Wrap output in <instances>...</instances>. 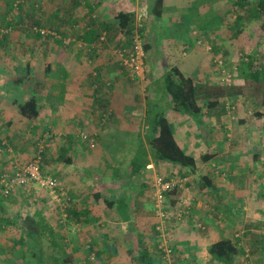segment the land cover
I'll list each match as a JSON object with an SVG mask.
<instances>
[{"label": "crops", "instance_id": "0c3cea01", "mask_svg": "<svg viewBox=\"0 0 264 264\" xmlns=\"http://www.w3.org/2000/svg\"><path fill=\"white\" fill-rule=\"evenodd\" d=\"M152 2L91 0L90 4H85L89 13H86L88 19L81 34L93 40L90 46L96 44L102 32L107 40L106 44L97 45L90 52L92 71L97 70L98 74L93 73L94 81L88 84L90 88L84 90L85 94H78L77 89H70L67 93L64 89L67 83L56 80L55 87H61L57 94L34 92L39 114L33 120H25L19 110V105L27 102L31 94L26 99L20 94H0V176L31 161L41 151L44 163L42 172L57 178L61 192L66 196L68 192L70 196L67 197L72 202L71 211L79 216L89 213L88 218L82 217V222L74 217L67 221L84 229H94L96 226L104 230L110 226L111 230L120 233L118 238L121 236L123 239L126 253L121 257H116L120 253L118 251L102 253L98 259L100 264L112 263L116 258L114 263L128 264L127 248L135 247L143 239L142 232H149L143 240L150 245V251L155 249L153 238L159 232L155 231L156 224L146 219L151 215L148 202L153 199L152 182L157 176L186 179L184 187L168 194L166 199L169 210H174L178 208L180 199L187 198L189 215L180 221L185 224V220H200L206 226L203 233L186 226L189 223L178 230L170 228L173 242L190 240L191 248L195 249L190 258L193 259L192 264H196L201 246L205 248L202 258L205 264H209L208 247L221 239L234 237L243 247L234 264H264V235L258 238L252 234L260 227L255 223L264 220V127L256 126L255 119L262 111L256 112L253 118L245 116L239 104L241 101L246 104L242 94L226 96L221 104L222 98L216 89L225 70L234 79L235 86H241V80L245 85V76L249 71L264 68L258 66L259 51L255 47H247V52H237L235 34L228 32L225 35L221 27L208 34H203L198 26L193 27L197 43L189 47L183 37L175 36V28L182 25L188 4L191 6L196 1L165 0L161 17L150 13ZM76 3L81 5L79 1ZM218 3L216 6L220 7L221 2ZM120 12L133 15L134 41L141 38L144 45L148 44V50H144L145 74L136 82L127 80L128 72L115 53L123 46L132 47L118 26L116 16ZM230 12L224 11L227 15ZM90 13L95 14L93 19L98 18V25L94 21L89 22ZM175 37L178 38L176 42ZM238 54L243 56L239 58ZM194 58H200V62L193 64ZM199 68L204 71L197 80L193 74ZM172 69H178L190 77L197 93L207 88V94L196 95L202 110L200 114L191 115L175 108L166 93L157 96L158 88L164 87L165 78ZM238 71H242L240 81ZM17 82L22 84L21 81L13 84ZM70 83V88L84 87L80 81ZM254 87L246 85L248 95L243 90V95L247 96L246 102L255 99ZM209 101L216 106L209 108ZM150 102L159 104L156 112L166 116L180 148L195 159L194 170L153 159L146 141L150 126L147 122L152 121L148 117ZM254 104L258 102L254 101ZM198 117L200 120L206 118L208 123L196 122ZM258 118L261 124L264 123V119ZM250 122L253 124L250 125ZM74 130L78 131L73 137L71 134ZM84 133L91 140L92 137L96 138L94 144L97 141V148L92 153L94 158L87 160L86 166L80 160L90 152L89 145L85 146L80 137ZM14 135L19 136L18 141L15 139L17 144H13ZM34 141L36 145L31 144ZM139 150L147 154L143 163L136 162ZM62 153L71 160L70 164L60 159ZM137 163L142 168L137 175L131 176V167ZM34 187L27 191H12L7 196L0 188V253L6 255L9 264H13L10 251L30 244L31 238L24 228L25 218L42 219V224L50 227L54 236L56 234L57 228L51 218L57 206L50 205L47 192H37ZM95 195L100 199L97 200ZM251 205L252 214L248 213ZM149 206L152 205L149 203ZM237 208L246 212L240 222L233 215ZM103 213L107 218L101 216ZM41 239L46 242L52 238L48 234L41 237L36 235L34 244H39ZM182 261L186 262L178 260L180 263Z\"/></svg>", "mask_w": 264, "mask_h": 264}, {"label": "rangeland", "instance_id": "374dc122", "mask_svg": "<svg viewBox=\"0 0 264 264\" xmlns=\"http://www.w3.org/2000/svg\"><path fill=\"white\" fill-rule=\"evenodd\" d=\"M77 1H79L81 5H77ZM195 1L196 3H193L191 6L188 4V7L184 10V20L182 25L175 28L177 33L175 36L180 35V37H183L186 40L185 43L187 46L194 47L197 42L196 37L193 36V27L197 28L198 26L200 31L204 32L203 34L211 33L212 30L214 31L221 27V29L225 31H222L225 35H228V32H233V34H235L234 37L236 39L234 42L237 52L244 53L247 52V47H249V49L255 47L260 54L258 66H264V14H262L261 17H255L258 11L264 12V8L260 7V2L262 0H247V5H244L243 0H214V2H212V0H194V2ZM219 1L221 2L220 7L216 6ZM87 2L90 4L91 0H0V38H4L3 43L0 44V94H8L9 96H17L20 94L23 99L28 98L29 94L33 95L35 91L37 93L54 95L61 90V87H55L54 81L56 80H62L67 83L68 88L67 86L64 88L67 93L70 92V89H77L78 94H85L84 90L90 88L88 84H90L91 81H94L93 73L96 72L95 74H98L97 70L94 72L92 71L93 68L89 62H92L90 52H92L93 48H96L97 45L106 44L107 42L106 35L102 32L100 33L101 37L98 38L96 44L90 46L92 45L90 43L93 40H91L90 37L81 34V30L85 27L88 19L86 13H89V11L85 6ZM241 4L245 7L241 8ZM218 10L221 11L217 12ZM224 11L231 12L227 15ZM96 12L98 16V11ZM93 15L95 14H89V17L91 18L89 22L94 21V24H96L98 18L93 19ZM8 21H12V23L11 26L7 27ZM35 22H37V26L34 25ZM34 28L40 29L42 38L35 36ZM103 37L104 40L101 41V38ZM68 40H70V42H68ZM176 40L178 41L177 37H175L174 42H176ZM131 45V48L123 46L118 49L128 50L133 49L135 45H140L144 51V43L141 38H137L136 41L132 38ZM199 50H201V48H199ZM238 55L239 58L243 56L241 54ZM77 59H80V61ZM199 62L200 58H194L192 60L193 64ZM46 66L50 67V71H47ZM26 67L31 69L30 75H27L25 71ZM203 71V68H199L198 71L194 72L193 76L195 79H200V73ZM241 72L242 71L237 72L239 81L241 80ZM226 76L227 75L223 74L222 79ZM128 79L129 78H127V80ZM17 80H20L22 84H19L18 82L13 84V82ZM71 81H80L84 87L71 86L70 88ZM221 81H218V85L223 88L227 87V85L221 83ZM234 82V79H232L228 87L234 86ZM240 82H242L241 86H244L243 81L241 80ZM43 83L47 84L49 87L47 88ZM257 86L260 88V85ZM244 89L247 92L245 95H248L246 85ZM157 91V96L165 94L162 86L159 87ZM254 96L261 97V94L259 96V91L256 90V95ZM224 99L225 98L223 97L220 100L221 104L224 103ZM242 99L246 104H243V101L239 102V104L242 105V109L246 114L245 116L253 118L256 112L262 111L261 103L257 101L258 104H254V100L256 99H251L252 102H246L247 96L244 95H242ZM158 107L159 104L150 102V110L152 113L156 112ZM200 119V117H198V119L196 118V122L201 124L202 121L203 124L208 123L206 118L202 120ZM255 119L257 121L256 126L264 127V123L261 124V119L258 117H255ZM249 124L252 125L253 123L250 122ZM19 125L24 126L25 124ZM77 131L78 130H74L71 135L74 137ZM86 134L84 133L80 136L85 143V146L89 145L90 147V152H88L87 156L84 159H80L85 166L87 165V160L94 158L92 153L97 148L95 147L97 141L94 144L96 138L92 137L91 140ZM82 136H86L87 139H83ZM13 137V144H17L15 139L18 141L17 137L19 136L14 135ZM31 144L36 145L37 142L34 141ZM257 168H255L256 171ZM11 172L12 170L6 173L10 174ZM158 177L160 176H157V178ZM185 184L186 179H182L181 188H183ZM99 186L102 185L100 184ZM34 188L37 192L43 191L37 187ZM27 189L29 188H15L13 191H27ZM154 192L155 189L153 187V199L148 202V210H150L151 215L150 218H146L147 222H153L156 224L155 231L159 232V236L157 235V237L155 236L153 238L154 243L158 246V251L154 249L151 250L152 255H159L160 257V254L157 253L162 251L164 253V262L166 264H192L193 259L190 258L195 249L191 248L190 240L179 239L178 243L173 242L171 238L173 232L170 228L178 230L180 227L189 223L190 225L186 226L192 228V230H196V232L203 233L205 232V224L200 220L192 222H186L185 220V224L180 221L181 219H184L185 216L187 217V215H189V200L187 198L180 199L178 208L176 207L174 210H169L170 208H168L169 206L166 196L163 204L159 205L154 197ZM66 194L68 197L70 196L68 192H66ZM48 200L50 205L57 206V211L54 209V216L51 218L55 224V228H57L54 239L60 243V246L64 248L67 255L72 254V258H74L73 264H85L87 260L91 262L90 264H100L95 252H99L102 248H110L113 251L120 252L116 257H121L122 254L126 253L123 239L121 236L118 238V234L120 235L118 231L111 230L110 226L103 230L101 227L97 228L96 226L94 229H84L76 224L71 225L69 221H67L68 218H66L65 215L66 212L64 211V205L54 203L49 197ZM149 203L152 206H149ZM245 213L246 212L242 209H238L233 212V215H235V219L240 222ZM248 213H253L252 205L250 206ZM101 216L107 218L105 213ZM13 219L15 221L14 216ZM255 224L260 227L256 229V232H252V234L259 238L261 235H264V220H260ZM148 235L149 232H142L141 234L143 239L144 237L147 238ZM29 241V246L26 247L22 245L9 252L13 264H52V255L63 256L56 252L57 249L51 246V242L48 240L44 242L41 239L39 244L38 242L34 244L33 239H29ZM93 241H96V244L92 245L90 248V244ZM32 246H34V248H31ZM201 247L199 249L200 255L197 256L198 260L195 261L196 264H205L206 262L205 259L202 258V252L205 251V248ZM31 251L35 254V259L31 258ZM179 259L186 260V262L182 261L180 263L178 262ZM115 260H117V258L114 259V261ZM121 260L123 261V258H121ZM0 261L4 262H0V264H9L8 258L3 253H0ZM112 261L113 260H111V262ZM114 261L112 263L108 262L101 264H123L114 263Z\"/></svg>", "mask_w": 264, "mask_h": 264}, {"label": "trees", "instance_id": "16d2710c", "mask_svg": "<svg viewBox=\"0 0 264 264\" xmlns=\"http://www.w3.org/2000/svg\"><path fill=\"white\" fill-rule=\"evenodd\" d=\"M164 1L165 0H153L150 6V13L155 17H161L163 13V7H164ZM244 5L246 4L247 0H243ZM244 5H240L241 8L245 7ZM247 5V4H246ZM260 7L264 8V0L260 2ZM264 14V12H257V15H255L256 18L261 17V15ZM116 20L118 22V26L123 31L124 36L127 38V40L132 43V36L134 33V21H133V15L131 13L126 12H120L116 16ZM12 21L7 22V27L11 26ZM35 26H37V22L34 23ZM34 26V27H35ZM35 29V28H34ZM35 36L38 38H42V35L40 33V29H35ZM51 36V35H50ZM52 38V37H51ZM4 38H0V44L3 43ZM134 48V47H133ZM23 50V49H22ZM144 50H148V44L144 45ZM24 51V50H23ZM264 67V66H262ZM252 68V67H251ZM27 75H30L31 69L26 68L25 69ZM47 71H50V67L47 66ZM129 80L131 82L137 81L138 79L132 80L129 77ZM20 81V80H17ZM253 85L255 86L253 90V95H256V90L259 91V96L261 94V97L255 96L254 100L255 102L261 103L262 106V112L257 114L258 117L264 119V68L261 70H251L247 73L245 76V85ZM244 86H230V87H222L218 86L216 89L219 91L221 95V98L226 96H234V95H243L244 91H246ZM260 85V88L257 86ZM164 90L167 95L170 96L172 105L179 109L183 110L187 113H190L191 115H198L202 112L200 106L198 105V102L196 100V95L198 93L207 94V90L202 89L201 91L198 90L194 86V82L190 77H186L182 72H180L178 69H172L168 75L165 78L164 83ZM224 90V92H223ZM248 90V89H247ZM98 92V89L96 90ZM34 95V96H33ZM32 97L25 102L22 105H19V110L21 116L25 118V120H33L38 117V108H37V98L35 97L36 93H33ZM257 97V98H256ZM207 106L209 108H213L216 106L214 102H207ZM150 104V103H149ZM214 105V106H213ZM148 117L152 118V121L148 123L149 131L147 130V144L149 146V151L153 157V159L157 161H163V162H169L173 164H177L178 166L194 170L196 166L195 159L185 154L183 150L178 145L177 141L175 140L173 131L170 127V124L166 118V116L161 112H154L152 113L149 107V115ZM149 121V120H148ZM137 159L136 162L143 163L142 160L146 158L147 154L144 152V150H139L137 153ZM60 159L64 161L66 164H70L71 160L66 158V154L62 153L60 155ZM136 164L135 166L131 167V176L137 175L138 172L141 170L142 165ZM43 161H42V170H43ZM43 173V172H42ZM46 175V173L44 172ZM168 180L167 178H165ZM176 189L171 191L170 193H166V196L171 195L172 193H175ZM94 197H97V200H99V196L95 195ZM71 204V207H70ZM68 206V207H67ZM67 208L64 210L67 215L66 217L70 220L72 217L79 219V222H82L83 219H86L89 217V213L82 214L81 216L77 215L76 212H72V202L69 200L67 204ZM83 217V219H82ZM85 221V220H84ZM43 220L40 219L39 221L35 217H28L24 219V228L28 230L29 236L31 239L36 238L37 236L48 234L52 239L50 240L51 246H53L57 253L62 254L61 255H52L51 262L52 264H73V258L72 254L67 255L65 253L64 248L60 246V243L55 241L54 237V231L48 227L47 225H43ZM64 223V222H63ZM239 240L237 238H224L217 242L212 243L208 249L207 253L210 258L209 264H234L236 258L240 254V251L243 250V247L241 248L240 243H238ZM96 244V241H93L90 244V248L92 245ZM157 245V244H156ZM154 246V250L158 251V246ZM31 248H34L32 246ZM153 250V249H152ZM91 251V250H90ZM108 252L110 254L115 253L112 249L106 248V250L101 249L99 252H95V255L97 259H99V256H101L102 253ZM31 258L35 259V254L31 251ZM127 254L129 256V262L128 264H166L164 262V253L161 251L160 257L152 255L150 251V245L147 244L146 241L143 239H140L137 242V245L135 247L127 248ZM40 260V259H39ZM90 264L91 262L89 260L86 261L85 264Z\"/></svg>", "mask_w": 264, "mask_h": 264}, {"label": "built area", "instance_id": "2783aa9c", "mask_svg": "<svg viewBox=\"0 0 264 264\" xmlns=\"http://www.w3.org/2000/svg\"><path fill=\"white\" fill-rule=\"evenodd\" d=\"M104 37L101 38V41ZM70 42V40H68ZM116 56L121 60L123 67L129 74L132 80L139 79L145 74L144 66V51L140 45H135L133 49H118L116 50ZM227 75L222 79L221 83L230 85L232 76ZM83 139H87L86 136H82ZM42 152L40 151L31 161L15 167L10 174L5 173L0 176V188L4 196L9 195L15 188H30L37 187L40 190L47 192L48 197L57 204L64 205L66 208L69 198L61 192L59 180L50 175H44L42 173ZM182 179H164L158 177L153 182L155 189L154 197L159 205H162L166 193H170L173 190L181 188Z\"/></svg>", "mask_w": 264, "mask_h": 264}]
</instances>
